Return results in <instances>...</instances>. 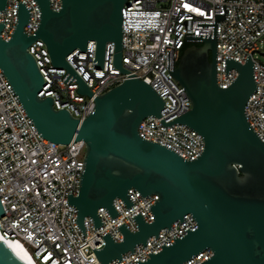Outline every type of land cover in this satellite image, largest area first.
I'll return each instance as SVG.
<instances>
[{
  "label": "water",
  "instance_id": "1",
  "mask_svg": "<svg viewBox=\"0 0 264 264\" xmlns=\"http://www.w3.org/2000/svg\"><path fill=\"white\" fill-rule=\"evenodd\" d=\"M40 9V24L34 35L24 27L30 21L28 8L18 2L17 24L9 41L1 37L5 23H0V68L41 137L68 145L80 140L86 144L81 170L79 195H68V204L77 211L76 223L86 236L84 219L93 218L95 230L102 225L98 209L104 207L115 218V199L134 206L128 196L136 189L143 199L157 195L150 207L154 222L148 224L138 214L136 233L125 224L119 226L123 241L116 243L108 233L106 245L94 249L100 264L122 261V255L136 246L147 245L153 236L177 221L192 215L198 224L182 239L138 264H184L194 256L211 250L213 257L201 264H264V142L245 116L246 104L257 90L254 63L248 56L245 65L226 59V76L238 71V78L228 87L217 84V22L227 15H215V23H197V28H213L211 35L186 36L195 42L184 49L178 67L170 71L184 89L192 110L165 123L161 116L164 100L146 82L122 65V10L129 0H61L54 12L50 0H35ZM7 0H0L6 11ZM48 49L51 64L66 69L63 81L76 82L78 93L95 101L91 114L83 120L67 110H56L54 99L39 98L44 78L28 49L36 40ZM89 41L96 42L93 65L103 70L107 43H114L113 65L128 74L124 83L96 97L66 61L76 49L86 52ZM197 41H202L197 46ZM174 57V49H173ZM264 113V109L262 110ZM157 117L165 127L186 125L205 142L203 153L193 161L158 143L142 139L138 129L147 117ZM4 209L0 200V218ZM0 264H27L0 239Z\"/></svg>",
  "mask_w": 264,
  "mask_h": 264
},
{
  "label": "built area",
  "instance_id": "2",
  "mask_svg": "<svg viewBox=\"0 0 264 264\" xmlns=\"http://www.w3.org/2000/svg\"><path fill=\"white\" fill-rule=\"evenodd\" d=\"M18 2L30 12L24 27L28 36L34 35L40 24V9L35 0H7L6 11H0V23H5L1 37L12 38L17 24ZM54 12L62 8L61 0H50ZM187 5V7H185ZM227 15L217 22V84L228 88L239 76L232 69L226 76V59L245 65L248 56L254 63L257 90L250 96L245 116L255 133L264 142V64L256 54L264 45V0H129L122 10V65L150 85L164 100L161 112L165 123L192 110V103L183 87L167 69L170 51V71L178 67L184 49L195 42L186 36L211 35L213 28H197V23H215V15ZM202 44V41H197ZM114 43H107L103 70L93 65L96 42L89 41L86 52L79 49L66 61L91 89L102 96L124 83L128 74L113 65ZM174 49V57H173ZM35 58L44 78L39 98L54 99L56 110H67L74 118L83 120L95 107V101L77 91L76 82L66 84L62 79L66 69L53 67L43 41L36 40L28 49ZM142 139L158 143L187 161L197 159L204 151L201 135L186 125L165 127L155 116L144 119L138 129ZM86 154L83 140L61 145L40 136L0 68V200L4 216L0 218V239L19 242L29 252L35 264H100L94 249L101 250L108 233L116 243L123 241L119 226L125 224L136 233L139 226L133 217L140 214L148 224L154 222L150 207L157 195L142 198L136 189L128 196L134 206L129 209L117 198L113 206L118 216L112 219L106 208L97 214L104 225L95 230L93 218L86 217L83 235L76 223L78 211L68 204V195H79L81 170ZM177 221L171 230L164 229L122 255V261L110 264H138L150 259L198 228L192 215ZM213 257L211 250L203 251L184 264H201Z\"/></svg>",
  "mask_w": 264,
  "mask_h": 264
},
{
  "label": "bare ground",
  "instance_id": "3",
  "mask_svg": "<svg viewBox=\"0 0 264 264\" xmlns=\"http://www.w3.org/2000/svg\"><path fill=\"white\" fill-rule=\"evenodd\" d=\"M4 241V240H3ZM27 264H35L29 252L19 242L5 241Z\"/></svg>",
  "mask_w": 264,
  "mask_h": 264
},
{
  "label": "rangeland",
  "instance_id": "4",
  "mask_svg": "<svg viewBox=\"0 0 264 264\" xmlns=\"http://www.w3.org/2000/svg\"><path fill=\"white\" fill-rule=\"evenodd\" d=\"M255 56L259 62L264 64V45L261 46L260 51Z\"/></svg>",
  "mask_w": 264,
  "mask_h": 264
},
{
  "label": "trees",
  "instance_id": "5",
  "mask_svg": "<svg viewBox=\"0 0 264 264\" xmlns=\"http://www.w3.org/2000/svg\"><path fill=\"white\" fill-rule=\"evenodd\" d=\"M192 45H193V44H191V45H188V46H192ZM188 46H187V47H188ZM197 46H201V44H197ZM187 47H186V48H187Z\"/></svg>",
  "mask_w": 264,
  "mask_h": 264
},
{
  "label": "snow or ice",
  "instance_id": "6",
  "mask_svg": "<svg viewBox=\"0 0 264 264\" xmlns=\"http://www.w3.org/2000/svg\"><path fill=\"white\" fill-rule=\"evenodd\" d=\"M185 7H187V5H185Z\"/></svg>",
  "mask_w": 264,
  "mask_h": 264
}]
</instances>
